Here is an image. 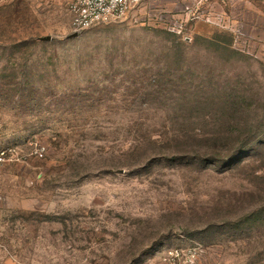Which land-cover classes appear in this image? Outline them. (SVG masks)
<instances>
[{
  "label": "rangeland",
  "instance_id": "374dc122",
  "mask_svg": "<svg viewBox=\"0 0 264 264\" xmlns=\"http://www.w3.org/2000/svg\"><path fill=\"white\" fill-rule=\"evenodd\" d=\"M67 4L0 0V264H264V0H143L71 39Z\"/></svg>",
  "mask_w": 264,
  "mask_h": 264
},
{
  "label": "built area",
  "instance_id": "2783aa9c",
  "mask_svg": "<svg viewBox=\"0 0 264 264\" xmlns=\"http://www.w3.org/2000/svg\"><path fill=\"white\" fill-rule=\"evenodd\" d=\"M143 0H68L67 9L70 15V31L81 33L82 31L100 24L119 21L139 7ZM166 13L152 12L139 19L142 23L150 21L162 22L169 32L180 35L183 29V21L178 19L164 20ZM205 21L219 28H224L232 32L233 46L239 45L243 34L239 28L233 26L227 19L219 14L205 16ZM36 157L43 156V149H36ZM16 155L14 148H6L0 151V168L12 160ZM200 248L193 247H173L164 253L163 258L158 264H196Z\"/></svg>",
  "mask_w": 264,
  "mask_h": 264
},
{
  "label": "water",
  "instance_id": "95a60500",
  "mask_svg": "<svg viewBox=\"0 0 264 264\" xmlns=\"http://www.w3.org/2000/svg\"><path fill=\"white\" fill-rule=\"evenodd\" d=\"M76 36H77V34L76 33H73L72 35L68 36L67 38L71 39V38H75ZM41 40L48 41L49 40V37L41 38Z\"/></svg>",
  "mask_w": 264,
  "mask_h": 264
}]
</instances>
